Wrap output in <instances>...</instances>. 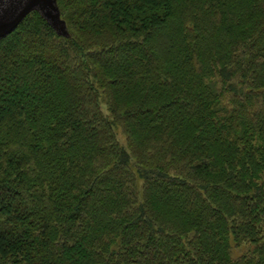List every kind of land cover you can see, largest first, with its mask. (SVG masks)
<instances>
[{"label":"trees","instance_id":"16d2710c","mask_svg":"<svg viewBox=\"0 0 264 264\" xmlns=\"http://www.w3.org/2000/svg\"><path fill=\"white\" fill-rule=\"evenodd\" d=\"M57 3L0 39V264H264V0Z\"/></svg>","mask_w":264,"mask_h":264},{"label":"water","instance_id":"95a60500","mask_svg":"<svg viewBox=\"0 0 264 264\" xmlns=\"http://www.w3.org/2000/svg\"><path fill=\"white\" fill-rule=\"evenodd\" d=\"M32 11L39 12L59 35L68 36L57 0H0V39L14 31Z\"/></svg>","mask_w":264,"mask_h":264},{"label":"rangeland","instance_id":"374dc122","mask_svg":"<svg viewBox=\"0 0 264 264\" xmlns=\"http://www.w3.org/2000/svg\"><path fill=\"white\" fill-rule=\"evenodd\" d=\"M118 132H119V131H118ZM118 132H117V133H118ZM118 137H119V140H120L122 143H124V138H123V136H122L120 133L118 134Z\"/></svg>","mask_w":264,"mask_h":264}]
</instances>
